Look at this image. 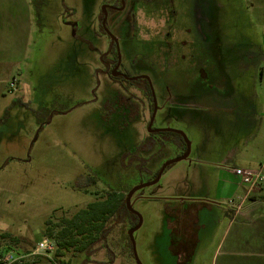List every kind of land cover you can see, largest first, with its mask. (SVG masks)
<instances>
[{"label":"rangeland","instance_id":"obj_1","mask_svg":"<svg viewBox=\"0 0 264 264\" xmlns=\"http://www.w3.org/2000/svg\"><path fill=\"white\" fill-rule=\"evenodd\" d=\"M33 1L26 62L0 71V235L8 250L27 255L18 264L46 263L33 251L47 235V220L71 218L111 192L126 196L182 153L176 140L149 136L150 97L133 90L128 98V83L102 72L106 44L94 33L103 0ZM210 1L216 4L210 35L217 40L174 46L186 57L168 60L167 67L157 62L161 72L149 79L156 107L152 129L180 131L189 155L132 195L135 218L109 222L104 239L82 253L70 250L60 261L180 264L169 250L172 217L177 234L187 216L177 212L179 201L187 207L205 195L224 206L217 196H225L230 185L222 191L223 184L238 178L223 173L258 171L264 163V0ZM120 50L123 61L132 53ZM118 97L126 99L118 104ZM139 220L132 244L129 231ZM225 259L222 250L211 249L188 264ZM254 259L264 264V257ZM250 261L238 256L231 264Z\"/></svg>","mask_w":264,"mask_h":264},{"label":"flooded vegetation","instance_id":"obj_2","mask_svg":"<svg viewBox=\"0 0 264 264\" xmlns=\"http://www.w3.org/2000/svg\"><path fill=\"white\" fill-rule=\"evenodd\" d=\"M215 8L210 0H103L96 14L94 33L99 43L106 44L100 55L102 72L115 81L128 83L130 89L124 88L128 98L135 90L154 102L149 79L161 72L157 62L167 67L168 60H183L186 55L175 53L174 46L192 47L195 43L205 45L217 40L210 35ZM192 33L197 40H193ZM121 47L126 48L127 54L132 52L125 61L120 56ZM123 99L126 97L116 101L119 104ZM163 133L152 132L149 136L163 141Z\"/></svg>","mask_w":264,"mask_h":264},{"label":"crops","instance_id":"obj_3","mask_svg":"<svg viewBox=\"0 0 264 264\" xmlns=\"http://www.w3.org/2000/svg\"><path fill=\"white\" fill-rule=\"evenodd\" d=\"M33 2V0H0V71L2 66L16 68L26 62L34 29ZM259 145L258 143L255 149L258 154L262 149ZM176 147L182 150L178 143ZM260 169L264 173V163L261 164ZM228 170L225 173L221 170L218 172L226 174L229 178H237L231 169ZM225 188L227 194L221 198L217 196L218 200L223 199L226 202L224 206L210 202L209 196L205 195L202 196L204 198L201 197L202 201L193 200L195 202L187 207L184 201L180 200L177 212L187 214V218L180 220L182 227L179 233L184 232L183 234L190 237L195 235L193 256L211 249L214 253L222 250L226 258L223 264L235 262L238 256H245L249 261L252 260L251 264H258L259 262L254 258L264 257V184L248 189V186L241 184L237 179L236 184H223L221 190L224 191ZM205 189L210 190L211 187L208 185ZM212 211H217L213 219L205 218V213L210 214ZM200 218L201 226L198 223ZM173 228L172 217L169 229L172 231ZM181 235L179 234L177 238L180 239Z\"/></svg>","mask_w":264,"mask_h":264},{"label":"trees","instance_id":"obj_4","mask_svg":"<svg viewBox=\"0 0 264 264\" xmlns=\"http://www.w3.org/2000/svg\"><path fill=\"white\" fill-rule=\"evenodd\" d=\"M162 135L165 140H176L181 146L182 151L185 150L186 144L181 135L168 131H165ZM158 171L153 179L156 177ZM128 214L135 218V215L131 214L126 207L125 196L121 193L111 192L101 200L89 203L71 218L62 219L59 223H51V220H47L46 224L48 227L45 228L47 235H45V232L44 235L55 243L56 250L52 258L46 259V263L67 264L60 261L66 252L72 250L76 253H82L88 250L99 240L106 237L112 224L118 222L117 219L119 217L122 218ZM109 222L112 224L108 226ZM183 233L175 234L174 230L171 231L170 251L171 254L177 256L180 264H188L193 257V247L196 244V237L194 234L193 237H190ZM179 234L183 235H181L180 239L177 238ZM1 238H3L2 235Z\"/></svg>","mask_w":264,"mask_h":264},{"label":"built area","instance_id":"obj_5","mask_svg":"<svg viewBox=\"0 0 264 264\" xmlns=\"http://www.w3.org/2000/svg\"><path fill=\"white\" fill-rule=\"evenodd\" d=\"M10 86H13V84L11 83ZM231 171L239 179L241 184L248 186V189L254 188L264 182V175L261 169L258 171H247L240 168H233ZM55 250V243L48 237H45L36 244L33 255L50 259ZM26 256V254H19L12 250H8L3 245L0 235V264H18L21 263Z\"/></svg>","mask_w":264,"mask_h":264},{"label":"water","instance_id":"obj_6","mask_svg":"<svg viewBox=\"0 0 264 264\" xmlns=\"http://www.w3.org/2000/svg\"><path fill=\"white\" fill-rule=\"evenodd\" d=\"M154 104H155V101H154ZM154 112H155V108H154ZM154 112H153V116H152V119L150 121V124H149V127H148V132L149 133H152V132H165V131H168V132H173V133H177L179 135H181L183 141L185 142L186 144V150L185 152L180 155L179 157H176L174 159H171V160H168L166 163H164L162 165V167L160 168V170L158 171L156 177L148 182V183H145V184H141V185H138L136 187H134L133 189L130 190V192L126 195V198H125V203H126V207L128 209V211H130L132 214L135 215V213L133 212L132 208H131V204H130V199L132 197V195L137 191L139 190L140 188H143V187H147V186H152L154 184H156L162 174V172L164 171V169L176 162H179V161H182V160H185L187 158V156L189 155V149H190V146H189V142L187 141V139L185 138V136L180 132V131H177V130H172V129H151V125H152V120H153V117H154ZM141 224V221L139 220L137 225L135 227H133L130 231H129V239L131 240L132 244H133V233L138 229V227L140 226Z\"/></svg>","mask_w":264,"mask_h":264}]
</instances>
